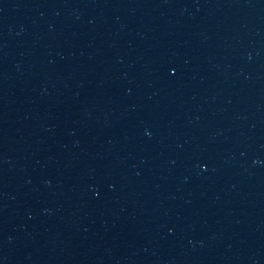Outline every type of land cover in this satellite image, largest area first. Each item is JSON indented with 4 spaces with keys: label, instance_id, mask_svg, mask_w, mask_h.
Wrapping results in <instances>:
<instances>
[{
    "label": "water",
    "instance_id": "95a60500",
    "mask_svg": "<svg viewBox=\"0 0 264 264\" xmlns=\"http://www.w3.org/2000/svg\"><path fill=\"white\" fill-rule=\"evenodd\" d=\"M0 264H264V0H0Z\"/></svg>",
    "mask_w": 264,
    "mask_h": 264
}]
</instances>
